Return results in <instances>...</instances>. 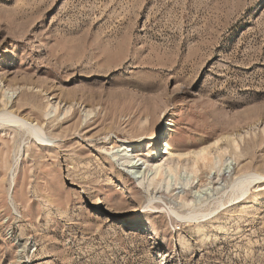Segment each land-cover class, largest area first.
<instances>
[{"label": "rangeland", "instance_id": "rangeland-1", "mask_svg": "<svg viewBox=\"0 0 264 264\" xmlns=\"http://www.w3.org/2000/svg\"><path fill=\"white\" fill-rule=\"evenodd\" d=\"M10 111L48 141L0 119V264H264V0H0ZM140 138L207 159L146 186Z\"/></svg>", "mask_w": 264, "mask_h": 264}, {"label": "bare ground", "instance_id": "bare-ground-1", "mask_svg": "<svg viewBox=\"0 0 264 264\" xmlns=\"http://www.w3.org/2000/svg\"><path fill=\"white\" fill-rule=\"evenodd\" d=\"M13 94H8V96H6L7 99L4 104L6 107L12 99ZM57 109L58 108L55 107V111H57ZM0 119L2 121H7V123L13 125L14 127L24 128V130H26L25 132H28L37 141H48L47 139H43V136L45 138V135H43L44 133L37 124H33L32 122H29L24 118H19L18 116H15V114L11 111L0 114ZM172 140L175 141L172 142ZM172 140L166 141L163 148L161 147V144L157 143L155 138L144 140L140 138V141L137 142L119 141L118 145L111 146V149L107 153V156H109L116 163L125 167L140 184L146 186H150L151 184H153L155 178L160 173L165 171L173 173L175 174V176L177 175L178 169H183L185 171L194 173L198 163L200 161L205 162V160L207 159L203 155L204 150L194 153L192 159H190L191 152L184 153L180 148L177 140L175 138ZM144 143L148 145V148L150 149V155L149 159L147 158L148 160L142 161V159H139V155ZM179 160L184 161L185 164L180 166ZM190 160H193V162L190 163ZM140 161L142 162L140 163ZM231 170V163H227L224 174L231 173ZM152 174H154L153 177ZM258 180L259 178L254 174L248 176H237L231 186L232 198L230 199V202L241 201L248 192L251 185H253ZM189 181L190 178L187 180V182L189 183ZM197 193L201 194V191L198 190ZM173 212L175 211L173 210ZM190 217L192 218L194 217V215L192 214V216Z\"/></svg>", "mask_w": 264, "mask_h": 264}]
</instances>
